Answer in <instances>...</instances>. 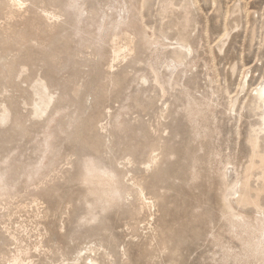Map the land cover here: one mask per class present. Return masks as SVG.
<instances>
[{"label": "rangeland", "instance_id": "374dc122", "mask_svg": "<svg viewBox=\"0 0 264 264\" xmlns=\"http://www.w3.org/2000/svg\"><path fill=\"white\" fill-rule=\"evenodd\" d=\"M21 3L0 0V264H264V192L236 205L264 0Z\"/></svg>", "mask_w": 264, "mask_h": 264}, {"label": "bare ground", "instance_id": "6f19581e", "mask_svg": "<svg viewBox=\"0 0 264 264\" xmlns=\"http://www.w3.org/2000/svg\"><path fill=\"white\" fill-rule=\"evenodd\" d=\"M10 1L15 7L16 6L19 7L22 4L21 0H10ZM189 22H190L189 19H186V23L188 24ZM178 44H179V48L176 49L175 54L178 56L179 61L183 62L186 57L185 56L186 50L188 52H191L192 48L188 44L185 45L181 42H179ZM119 54H120V51H117L115 53V56H114L115 60L119 59ZM154 74H155V82L159 84V77L156 75V73ZM248 75L249 73H247V75L245 76L243 80L244 87L245 85L249 84L247 81ZM244 89L245 88H243V90ZM35 96H36V100L34 104L35 105L34 111H35L36 116L40 117L41 115L46 114L48 110L50 109L53 103V96L49 92L48 85L43 81H41L39 85L36 86ZM250 109L253 110V112L256 113V115L260 117L259 118L260 128H258L257 131H254L255 136L254 138H251L249 141L253 148V156L251 159V164L246 170L244 181L242 182L241 191L239 193L238 198L236 199V205L242 206V207L255 206L257 209H259V199H260L261 193L264 192V190L259 191L257 189H253L250 186V179L251 177H253V172L255 171H261L264 174V158L261 156L259 152H257L259 149V145H260L259 142L261 140V137L259 135L261 134L264 135V82L261 84L260 87L258 86L251 91ZM7 118H8V110L5 109L3 114L1 115V119L2 121H5ZM255 159H257L258 161L255 162ZM139 195L143 199L146 198L141 188H139ZM261 231L264 234V227L261 228ZM83 259H85V264H101L97 257H92L91 255L87 256L86 258L83 257Z\"/></svg>", "mask_w": 264, "mask_h": 264}]
</instances>
